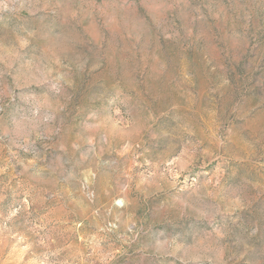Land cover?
Segmentation results:
<instances>
[{
    "label": "rangeland",
    "instance_id": "obj_1",
    "mask_svg": "<svg viewBox=\"0 0 264 264\" xmlns=\"http://www.w3.org/2000/svg\"><path fill=\"white\" fill-rule=\"evenodd\" d=\"M0 264H264V0H0Z\"/></svg>",
    "mask_w": 264,
    "mask_h": 264
}]
</instances>
